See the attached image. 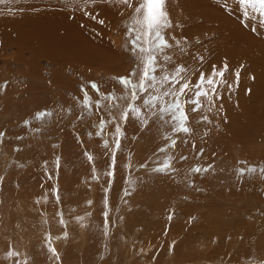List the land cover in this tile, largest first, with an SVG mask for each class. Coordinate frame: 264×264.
<instances>
[{"label": "rangeland", "instance_id": "obj_1", "mask_svg": "<svg viewBox=\"0 0 264 264\" xmlns=\"http://www.w3.org/2000/svg\"><path fill=\"white\" fill-rule=\"evenodd\" d=\"M17 1L21 6L0 0V264H39L41 254L50 255L53 264H174L182 243L197 257L186 264H264V143L250 148L258 153L238 159L235 152L241 148L226 133L231 104L246 113L244 119L252 114L264 125V93L255 75L244 73L255 72L253 65L230 61L222 51L226 44L235 50L243 43L254 46L252 53L259 57L264 4L166 0L169 27L162 33L168 47L155 52L158 69L152 73L158 83L134 98L131 84L119 81L127 77L139 84L142 79L147 57L132 49L136 34L145 31L137 23L142 0H100L102 14H94L90 5L82 8L87 0ZM57 4L64 7L61 14L90 15L92 32L81 36L79 26L80 35L58 27L40 34L47 41L53 36L77 43L72 50L78 53L56 52L60 57L52 58L39 51L50 47L45 41L38 48L30 45L31 38L38 42V34L27 41L28 30L9 25L15 14L8 11L29 15L38 7L36 14H46ZM225 64L219 99L186 104L191 93L180 98L187 132L172 131L180 124L174 111L160 113L158 105L144 103L153 96L164 106L172 100L163 95L168 88L163 77L177 67L183 66L187 82L195 84L201 72L209 75L213 65ZM249 95L258 114L247 102ZM130 108L138 110L131 120L125 117ZM40 113L48 115L37 118ZM171 140L176 143L169 148ZM24 217L29 228H37L40 241L50 244L33 250L39 253L34 261L16 252L34 239L14 236L18 228L29 229L19 224ZM49 257L41 262L47 264Z\"/></svg>", "mask_w": 264, "mask_h": 264}, {"label": "bare ground", "instance_id": "obj_2", "mask_svg": "<svg viewBox=\"0 0 264 264\" xmlns=\"http://www.w3.org/2000/svg\"><path fill=\"white\" fill-rule=\"evenodd\" d=\"M109 2H111V1L109 0ZM122 2H123V0H122ZM15 3H16L17 6H21L20 5V2H18L17 0H15ZM12 5H13V2H12ZM86 5L92 6L93 11H94V14H102V12L100 10H103L104 11V9H102L103 8V5L100 2V0L99 1H96V0H87V1L84 2V5L82 6V8H84V6H86ZM51 7H52L51 12L50 13H46V14H36L35 11L37 10L38 7H35V8L33 7V8H31V12H30L29 15L28 14H26V15L21 14V10H19V12L18 11L16 12V11H14V10H16V8L14 9V8L11 7L10 10L8 11V14H15V15H13L15 18L13 17L14 18L13 19L11 17V20L9 22V25L12 26V28H15L16 27L15 29H17V30H21V31L28 30L29 31V35L27 37V41L29 40V38H30V36L32 34L33 35L34 34L35 35L38 34V36L40 34L41 35H46V34H49L50 31L56 29L57 27L59 29H63V30L75 31L77 33V35L80 33L79 32V30H80L81 33H82L81 36H84V37L85 36H89L91 34L92 30L90 29L91 27L88 25V22H87V20L90 18V15H88L86 17V19H85V17H83L82 15H79V17H78V16H76L77 14L76 15L75 14L74 15L73 14H61L62 13V10H64V7H62L60 4H57L55 6L54 5H51ZM31 14H36V15H31ZM65 23H66V26H65ZM79 26H82V27L80 28ZM69 27H71V28H69ZM78 27H79V30H78ZM75 28H77V29H75ZM82 28H84V29H82ZM248 28H249V26L247 25V28L246 29H248ZM92 34H94V32ZM46 36L45 37L39 36L37 43H35L34 40L31 38L30 39V45L35 46L36 48H38L39 45L44 44L43 41H45L46 44L48 46H50V47L45 48V49L41 48L39 51H42L43 54L46 53L45 54L46 56L52 57V58H55V57H53V55L56 52H62V54L78 53V50H72L74 48L73 45L76 46L77 43L74 44L73 42H62L64 39L63 40L60 39L61 42L60 41H55L52 38L53 36H51V39L49 41H47ZM80 47H81V45H80ZM29 49L34 50V51H37L34 47L33 48L29 47ZM19 50H22V49H19ZM23 50H25V49H23ZM254 50H255V47L254 46H246L243 43H238V44H236L235 50L231 49L228 46V44H226L225 48L222 51H223L224 55L228 56L231 59L230 61H236L237 64H241L242 62H244L245 64H243V65H246V66H247L248 63H251L253 65L251 67L254 68V71L255 72L250 71V69H246L244 71V73L245 74L252 73V74L255 75L256 80L258 82L257 88L261 89L260 93L263 94L264 93V83L260 85L259 84V81L262 80V79H264V60H263L264 59V49H259L260 52H261V54L259 55V57L255 56L256 55L255 53H254L255 55L252 53ZM56 55H58V53H56ZM71 61L74 62V60H71ZM257 88H256V91H257ZM22 92H24V91H22ZM19 94H21V93H19ZM247 98H248L247 102L249 104H252L251 106H252L254 112L256 114H258V111L256 109L258 107V104L254 101L253 95H249ZM228 112L230 113L229 118H228L229 126H228V128L226 130V133H227V135H229V133H230V136H231L230 137V142H231V144H234V146H236L237 148H241V152H235V153H239L238 154V159L243 158L244 156H242V155H244L245 152H247L248 154H250V153H258V150H256V149H250V148H252L253 146L263 145V143H264L263 137L261 138V135L260 136H257V135H258V133H260L258 131H263L264 132V125L256 124L255 123V120H254V116L252 114H247L246 119H244V115H246V113L243 112V111H241L240 114L238 112H236L235 111V106L233 104H231L230 109H228ZM258 116L259 115H257V117ZM238 119H240L239 121L242 120V122L240 123L238 121ZM254 139H256V140L254 141ZM257 142H260V143H257ZM231 151H234V147L231 148ZM260 153H262V152H260ZM253 165H255V163ZM224 175L227 177L226 173H224ZM232 177H231V179H232ZM224 182H226V181H224ZM31 189H32V187H31ZM30 195H34V197H36L35 194H30ZM29 207L30 206H28L27 209ZM29 209H32L33 210L34 207L33 208H29ZM31 215H32V213H31ZM27 217H24L26 219L23 218V220H21V222L19 223L23 227L27 226ZM27 227L29 228L30 226H27ZM36 229L37 228L31 227L28 230H27V228H26V230L24 228L23 231H21V229L18 228V231H17L18 234H15L14 235V236H16V238H18V240L22 236L21 233H23L25 236H30L31 238H34V239H31V245L26 243L27 246H25L23 244L24 245L23 247H21L20 249H16V252L19 253V256H20L21 259L22 258L24 259L23 254L25 253L24 255L27 254L26 256L31 257L30 259L32 261H34L35 259H33V258H35L37 255H39V253H35V252H33V250H41L42 247H40V245H42L44 247H45V244L48 245V246H50V244L48 242H45V241L42 242V241H40L39 235L37 234ZM61 233L62 232H59V233L55 234V237L56 236H59V234L61 235ZM40 236L46 237L45 234H41ZM48 240H50V239L48 238ZM53 244H51L52 245V248H53ZM7 246H8V244H7ZM179 246L177 247V249H176L177 251L174 253V256H173L174 264H186V263H189L190 261L193 262L194 259L197 258L196 257V254H189L188 247H184L183 243L181 245H179ZM17 247L19 248L20 246L18 245ZM201 253L202 252H200V254ZM7 255H9V254H7ZM49 256L50 255L42 256V254H41V256L40 255L38 256V258L40 257V262L39 261H35V262L36 263L39 262V264H43L44 261L41 262V259H43L45 257H49ZM184 256L187 258L186 261H184V259H185ZM5 257H6V255H5ZM178 259H180V260H182L184 262L178 263L179 262ZM195 262H197V261H195ZM54 263L56 264L55 261H54ZM198 263H201V262H198ZM47 264H53V260L50 258V260L48 261Z\"/></svg>", "mask_w": 264, "mask_h": 264}, {"label": "snow or ice", "instance_id": "obj_3", "mask_svg": "<svg viewBox=\"0 0 264 264\" xmlns=\"http://www.w3.org/2000/svg\"><path fill=\"white\" fill-rule=\"evenodd\" d=\"M254 3L264 4V0H240V4L242 6L251 5ZM166 0H142L141 4L136 8L137 13L142 12V18L137 21V23L141 24L142 28L145 29L144 33L138 32L136 34L135 40L132 44V49L134 52L139 51L140 53L146 54V63L144 64V71L142 74V79L139 84L132 83L127 77H121L120 83L124 86H128L131 84L132 95L135 96L139 92H143L145 88L151 89L158 81L156 80V76L152 75V73L156 72L158 69V57L155 55V52L162 51L164 48L168 47V42L165 39L164 34L162 33V29L169 27V22L167 20L168 13L165 11ZM94 19V17H93ZM103 23V21H100ZM147 36V39H145ZM153 41H156L154 44ZM148 44V47L145 48L144 44ZM166 59H170L166 57ZM228 72V65H223L222 68H217L216 65L212 66V72L209 75L201 72L199 74V78L196 80L195 84H191L187 82V70L183 67L175 68L174 72L169 73L167 76L163 77L164 83L168 86L163 92V95L166 97H172V100L168 102L166 106L160 105V97L153 96L148 100H145L144 103L149 105L156 104L159 106V112L163 113L165 111H174L176 113L175 118L180 121L178 127H174L172 131H183L187 132L189 129L185 126L186 115L181 108V97L188 96L191 93V99L185 100L186 104H199L200 98H205L209 104L211 101L215 99H219L217 95L219 87L224 84L225 74ZM183 74V75H182ZM237 79L239 78V73H236ZM184 81V82H182ZM230 87V85L228 86ZM92 88L96 89L97 86L92 84ZM87 99V97H86ZM198 109L193 107L192 111L196 112ZM138 111L136 108H130L129 113L125 114V117L131 120V112ZM48 115L47 113L38 114L37 118ZM206 119V117L204 118ZM116 132H120V127L117 126ZM0 136H3V133H0ZM116 148L119 149L121 146V142L119 136L115 137ZM175 141L171 140L168 144V147H174ZM163 151V149H161ZM183 159V157H181ZM88 159L91 161L93 158L88 156ZM115 161V152L113 153V163ZM157 171H163L164 167L155 169ZM193 172H202L206 171L201 168H193ZM245 170L241 169L240 173L242 174ZM248 172H255L254 168H248ZM112 173L109 172V176ZM51 178V177H49ZM91 203V202H89ZM105 215H107L105 213ZM172 217L169 216V220ZM63 223V221H61ZM49 251L55 255V249L49 248Z\"/></svg>", "mask_w": 264, "mask_h": 264}]
</instances>
